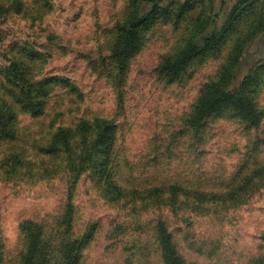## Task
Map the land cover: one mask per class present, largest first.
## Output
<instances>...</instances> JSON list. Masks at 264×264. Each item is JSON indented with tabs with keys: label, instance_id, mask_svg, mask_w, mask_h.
<instances>
[{
	"label": "rangeland",
	"instance_id": "obj_1",
	"mask_svg": "<svg viewBox=\"0 0 264 264\" xmlns=\"http://www.w3.org/2000/svg\"><path fill=\"white\" fill-rule=\"evenodd\" d=\"M184 1L157 0L161 6ZM192 1L193 15L201 12L204 21L217 13L210 26L217 30L239 0ZM154 4L143 3L140 14L153 12ZM133 14L130 0H0V101L18 112L16 137L0 138L3 264L20 263V224L27 219L43 224L54 239L52 264L62 262L64 235L84 234L93 222L98 228L81 264H163L160 220L188 263L252 264L264 257V87L258 126L247 128L225 112L192 127L195 100L226 53L168 81L161 67L182 44L184 24L160 18L142 30V44L124 66L112 52ZM11 63L24 71L27 85L48 89L43 115L32 116L14 101L21 93L3 72ZM263 63L264 33L248 47L236 83ZM81 118L115 122L107 170L125 193L113 198L107 176L98 179L93 168L84 172L75 188L73 230L66 233L56 224L66 204V182L60 175H40L41 148L58 126H74ZM14 156L30 163L22 166ZM234 182L242 186L233 190ZM162 183L204 189L208 199L198 202L190 189L149 196ZM219 190L228 196L210 200Z\"/></svg>",
	"mask_w": 264,
	"mask_h": 264
},
{
	"label": "trees",
	"instance_id": "obj_2",
	"mask_svg": "<svg viewBox=\"0 0 264 264\" xmlns=\"http://www.w3.org/2000/svg\"><path fill=\"white\" fill-rule=\"evenodd\" d=\"M145 2L155 3V9L151 13L140 14L141 6ZM130 5L134 9V14L121 27L122 34L112 52L115 58L125 66L142 44V30L156 23L160 18L173 19L174 25L184 24L182 44L161 67L168 81L180 79L192 65L198 62L226 53L225 61L216 77L206 83L195 100L190 125L200 128L213 115H221L225 112L238 116L247 128L259 125L261 110L258 107V94L264 87V63L252 67L239 83H236V79L248 47L264 33V0H239L230 9L222 28L217 30L210 28L215 22L217 13L208 17V22L202 19L201 12L197 16L193 15L197 6L196 1L185 0L178 5L174 3L161 6L157 0H130ZM3 72L6 81L19 89L21 94L15 93L14 101L22 110L35 117L43 115L46 105L43 98L48 93V89L46 91L41 83L37 84V87L33 84L27 85L29 82L27 76L16 63L6 66ZM17 114L16 108L7 100L0 101V138L16 137ZM115 140L116 124L113 120L91 121L81 118L74 126H58L42 146L40 175L42 177L60 175L66 182V204L56 223L60 227H65L66 233L73 230L75 188L84 172L93 168L98 179L99 176H107L111 188L109 194L113 198H119L125 193L122 185L118 184L114 177H111V171L107 170ZM14 158L22 166L30 163V160L24 162L17 156ZM239 183H231L230 187L233 190L235 187L239 188L242 186ZM181 189L190 188H183L178 183H162L154 186L152 190L156 192L150 190L149 196L159 194L164 198L162 192L176 195ZM191 191L197 194L198 202L208 199V193L204 189ZM211 194L210 200L215 201L228 196L229 193L219 190ZM165 200L172 202L173 197H167ZM97 228L98 222H93L84 234L64 235L60 240V245L63 247L61 264H81L83 250L94 238ZM20 231L24 241V251L19 264H52L54 239L46 232L45 226L35 220L27 219L21 222ZM157 237L163 264H197L188 263L183 259L163 220L157 224ZM1 246L0 264H3ZM252 264H264V257H255Z\"/></svg>",
	"mask_w": 264,
	"mask_h": 264
}]
</instances>
